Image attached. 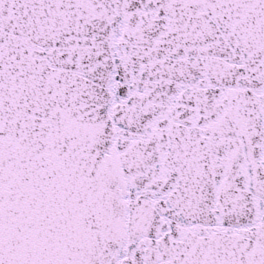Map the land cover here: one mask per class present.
<instances>
[{
	"label": "snow or ice",
	"instance_id": "6c2138e0",
	"mask_svg": "<svg viewBox=\"0 0 264 264\" xmlns=\"http://www.w3.org/2000/svg\"><path fill=\"white\" fill-rule=\"evenodd\" d=\"M0 264H264V0H0Z\"/></svg>",
	"mask_w": 264,
	"mask_h": 264
}]
</instances>
